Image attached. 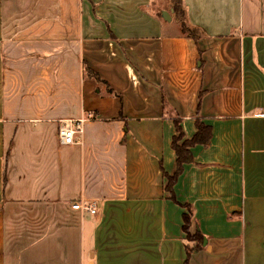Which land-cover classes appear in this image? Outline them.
Masks as SVG:
<instances>
[{
    "label": "crops",
    "instance_id": "1",
    "mask_svg": "<svg viewBox=\"0 0 264 264\" xmlns=\"http://www.w3.org/2000/svg\"><path fill=\"white\" fill-rule=\"evenodd\" d=\"M183 4L0 0V264H264V0Z\"/></svg>",
    "mask_w": 264,
    "mask_h": 264
},
{
    "label": "trees",
    "instance_id": "2",
    "mask_svg": "<svg viewBox=\"0 0 264 264\" xmlns=\"http://www.w3.org/2000/svg\"><path fill=\"white\" fill-rule=\"evenodd\" d=\"M172 6L175 10L176 14L180 15V19L182 22V27L183 31L188 33L190 36H193L194 38H197L199 36V33L197 32L196 28L190 27L186 20H185V9H184V4L183 0H171ZM97 80H101L98 75H94ZM112 90V89H111ZM176 124V130L177 134L173 138V148L175 149L178 159H177V170L174 175L169 176L168 174L165 173V175L169 179V183L167 185V190L170 192L171 198L175 200V195L173 193V186L176 183L179 175L183 171V166L185 163H190L194 161L193 154L190 150V148L196 144H203V145H208L211 140V128L207 125H205L203 122L200 120H197V127H198V132L196 136L191 139H185V133L180 125V121H175ZM187 208H189V213H185L183 218H184V230L187 233V238L191 241L195 240L198 242L197 245L193 247L187 246V260L186 264H188L189 258L191 253L200 248L201 244L205 240V236L200 233L199 231L195 234H192L190 232V226H191V220H192V212L191 208L189 205H186Z\"/></svg>",
    "mask_w": 264,
    "mask_h": 264
},
{
    "label": "built area",
    "instance_id": "3",
    "mask_svg": "<svg viewBox=\"0 0 264 264\" xmlns=\"http://www.w3.org/2000/svg\"><path fill=\"white\" fill-rule=\"evenodd\" d=\"M83 121V119L62 120L59 124V138L61 143L73 144L77 142L76 135L83 132ZM72 207L74 209L89 211L92 214L97 212L95 205L82 203L81 201L73 203Z\"/></svg>",
    "mask_w": 264,
    "mask_h": 264
},
{
    "label": "rangeland",
    "instance_id": "4",
    "mask_svg": "<svg viewBox=\"0 0 264 264\" xmlns=\"http://www.w3.org/2000/svg\"><path fill=\"white\" fill-rule=\"evenodd\" d=\"M157 3V2H156ZM166 7V8H172L171 0H160V8ZM177 17H180L179 14H176Z\"/></svg>",
    "mask_w": 264,
    "mask_h": 264
},
{
    "label": "water",
    "instance_id": "5",
    "mask_svg": "<svg viewBox=\"0 0 264 264\" xmlns=\"http://www.w3.org/2000/svg\"><path fill=\"white\" fill-rule=\"evenodd\" d=\"M163 15H164V17H166V16L168 15V19H169V18L171 19V16L169 15V13L164 12ZM205 242H206V240H205Z\"/></svg>",
    "mask_w": 264,
    "mask_h": 264
}]
</instances>
